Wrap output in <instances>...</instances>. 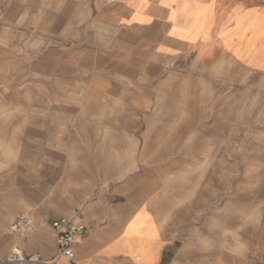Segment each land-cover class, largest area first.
I'll return each instance as SVG.
<instances>
[{"label": "crops", "instance_id": "obj_1", "mask_svg": "<svg viewBox=\"0 0 264 264\" xmlns=\"http://www.w3.org/2000/svg\"><path fill=\"white\" fill-rule=\"evenodd\" d=\"M0 85H34L81 118V141L30 153L35 219L10 227L27 215L35 230H9L25 254L68 264L51 227L65 216L87 226L82 264H264V5L0 0ZM208 208L226 212L228 239L203 251Z\"/></svg>", "mask_w": 264, "mask_h": 264}, {"label": "rangeland", "instance_id": "obj_2", "mask_svg": "<svg viewBox=\"0 0 264 264\" xmlns=\"http://www.w3.org/2000/svg\"><path fill=\"white\" fill-rule=\"evenodd\" d=\"M223 5L231 6L241 3L245 6H261L264 0H219ZM45 89L43 90V92ZM39 90L38 99L34 85H0V259L19 247V241L23 240L18 235L9 233L10 224L21 214H31L35 219L34 211V187L35 171L33 159L34 144H73L75 140L81 141L82 137L78 131L80 117L71 115L61 116L57 102L49 99L41 100ZM75 105L73 101L70 104ZM54 114V115H53ZM62 121L67 123L65 128L70 132H51V121ZM57 128V125H56ZM237 135V134H236ZM252 145V144H251ZM253 149V148H252ZM254 150H252L253 152ZM242 149L235 148L234 164L235 177L241 178L240 154ZM254 153V152H253ZM257 181H246L247 188H255ZM224 184V192L227 188L243 187V181L221 182ZM226 184L228 186H226ZM223 200L219 201L222 205ZM226 217V212H216L215 218L211 217L210 209L203 211L202 243L203 251L214 242V247L224 246L228 239V229L224 227L225 222L216 215ZM222 226V227H221ZM232 237V230H231ZM187 253L195 252L194 230L188 237ZM187 256H182L176 264H186ZM196 264H211L208 260H198ZM225 264V262H215Z\"/></svg>", "mask_w": 264, "mask_h": 264}, {"label": "built area", "instance_id": "obj_3", "mask_svg": "<svg viewBox=\"0 0 264 264\" xmlns=\"http://www.w3.org/2000/svg\"><path fill=\"white\" fill-rule=\"evenodd\" d=\"M51 227L56 233L58 243V254L68 264H82L75 261V244L81 238L87 226L82 220L70 217H58L51 222ZM35 230V224L31 217L21 216L14 222L10 231L27 234ZM0 264H41V256L38 253L27 255L21 249L10 252L5 258L0 259Z\"/></svg>", "mask_w": 264, "mask_h": 264}, {"label": "bare ground", "instance_id": "obj_4", "mask_svg": "<svg viewBox=\"0 0 264 264\" xmlns=\"http://www.w3.org/2000/svg\"><path fill=\"white\" fill-rule=\"evenodd\" d=\"M45 223V222H44ZM38 233V232H37ZM30 241V240H29ZM24 242V241H23ZM29 245V244H28ZM22 246V245H21ZM27 246V245H26ZM28 247V246H27ZM17 248H15V250H16ZM77 260V259H76Z\"/></svg>", "mask_w": 264, "mask_h": 264}]
</instances>
